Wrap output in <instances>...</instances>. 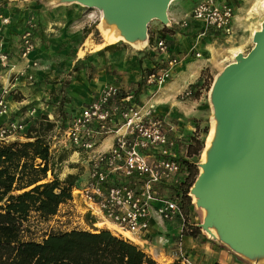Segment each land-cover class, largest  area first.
<instances>
[{"label":"rangeland","instance_id":"1","mask_svg":"<svg viewBox=\"0 0 264 264\" xmlns=\"http://www.w3.org/2000/svg\"><path fill=\"white\" fill-rule=\"evenodd\" d=\"M230 1L235 9L231 33L229 35L219 31L214 35L206 33L214 41L210 46L214 52L208 58V66L192 85H189L177 96V100L183 106L190 104L189 106L193 110L192 115H184L190 119L187 125H182L184 130L180 131L181 137L177 144V153L180 158H185L187 146L193 143L194 138L201 140L203 146L199 156L187 157L196 163L198 171H200L199 163L204 158L203 154L208 145L209 134L216 120L210 92L213 81L228 62L234 60L230 53L232 47L241 46L244 55L249 52L253 46L252 31L259 30L260 24L264 20V9L258 14L250 12L258 0ZM195 2L196 0H172V7L177 6L179 9L177 19L169 20L168 15L165 23L156 18L151 19L146 26V43L142 47L136 48L126 42L119 41L115 44L120 46V53L114 54L113 57H102L101 53H93L94 51L88 53L89 50L96 49L104 42L98 27L100 11L97 8L85 5L79 0H0V12L10 14L11 22H13L6 26L8 27L7 32L4 31L1 35L3 46L5 44L6 50H9V62L6 66L0 65V94L4 89L7 90L6 99L9 110L18 106L20 109L18 112H23L20 116L21 119L25 118L28 107L37 108L36 110H40V114L52 109L55 112L62 111L69 116L75 107L71 103L72 94L73 92L76 93L73 91V87L80 81L86 83V93H89V90H93L97 85L104 88L107 85L115 84L120 90L135 92L140 102H142L141 99H149L157 93L158 88H148L144 82L138 87L137 84L143 79H141L140 74L136 80L131 77L133 73L131 65L134 63L132 55L136 54L137 56L139 51L147 49L156 32L159 28L165 27V24H171L175 30L195 24L190 23L194 21L190 17V12ZM168 12H171L169 6L167 14ZM179 16L183 17L180 19ZM199 26L203 27L201 23ZM26 28L31 30L35 58L31 56L24 58L19 52L14 53L9 49L12 44L17 43L18 39L20 41L21 33ZM190 55L194 58H201L200 55L196 56L195 50L191 51ZM32 60H35L36 64H32ZM15 64L18 66L14 67ZM19 65L23 67L20 68ZM216 66L217 72L214 69ZM26 74H32V78L27 77ZM153 90L156 92L152 94ZM187 90L191 91L188 95L185 93ZM92 92H96V90ZM31 95L34 97L31 99L32 102L26 100L31 103L13 102L26 99ZM81 97L85 98L86 96L81 94ZM40 102L42 104H39ZM153 103L156 110V105L160 103L157 101ZM184 179L185 174L183 173L172 183L164 185L160 191L180 199L182 196L180 185ZM190 192L191 188L188 193L190 203L186 206L183 204V208L181 207L183 220L176 219L173 222L152 220L151 227L142 240L116 228L109 222L95 226L107 228L116 234L129 238L150 253L158 262L171 264L173 260L180 257L179 246L182 248L181 252L186 255L185 249L180 243L181 234L189 233L192 230L198 232L197 237L201 239L203 237L216 238L213 235H208L203 228L202 223L207 215V210L193 202ZM62 210L63 206L59 208L56 216L51 217L47 223H35L37 225L33 227V230L36 238H39L45 230L49 229H90L89 226L81 224L80 215L74 208L65 214ZM219 239L221 240V237ZM250 257L259 260V262H264V249L250 254Z\"/></svg>","mask_w":264,"mask_h":264},{"label":"built area","instance_id":"2","mask_svg":"<svg viewBox=\"0 0 264 264\" xmlns=\"http://www.w3.org/2000/svg\"><path fill=\"white\" fill-rule=\"evenodd\" d=\"M190 17L200 22L204 29L229 35L234 7L226 1L197 0ZM10 23V14L0 12L2 66L8 64L9 58L1 34L3 27ZM19 48L24 58L34 49L29 28L21 33ZM147 48L163 58L160 65L146 75L145 81L148 85L160 87L170 79L180 57L170 52L166 38L161 35L153 38ZM199 55L196 52V56ZM28 77L32 78V75ZM120 93L115 84L105 86L68 122L59 123L48 139L52 151L72 148L89 154L87 177L71 186L70 198L59 206H63L62 212L65 214L74 208L85 226L84 215L88 214L95 220L94 226L109 222L142 240L152 220H183L177 199L160 191L183 174V166L171 151L174 141L168 135L170 127L153 114V103L137 104L132 101V94L119 96ZM185 93L188 95L191 91ZM6 94L5 89L0 94V117L10 111ZM27 113L33 117L35 109ZM26 131L27 122L24 120H0V144L25 135ZM112 132L115 134L113 144L106 150H97L98 138ZM178 249L182 261L191 264L181 252V246Z\"/></svg>","mask_w":264,"mask_h":264},{"label":"trees","instance_id":"3","mask_svg":"<svg viewBox=\"0 0 264 264\" xmlns=\"http://www.w3.org/2000/svg\"><path fill=\"white\" fill-rule=\"evenodd\" d=\"M116 49L115 43L102 48ZM42 121L27 129L26 136L33 140L0 144V264H162L129 238L94 226L95 220L88 214L84 220L90 229H49L35 237L33 227L56 215L58 205L70 198L74 180L67 176L68 186L62 187L56 178L45 180L50 170L46 136L53 124ZM202 146L194 138L186 156H199ZM187 157L178 158L185 174L182 196L177 198L180 208L190 203L188 193L199 174L196 163ZM36 158L42 164L36 165ZM183 235L195 237L198 232ZM171 264L187 263L179 257Z\"/></svg>","mask_w":264,"mask_h":264},{"label":"water","instance_id":"4","mask_svg":"<svg viewBox=\"0 0 264 264\" xmlns=\"http://www.w3.org/2000/svg\"><path fill=\"white\" fill-rule=\"evenodd\" d=\"M111 1L131 10L133 21H143L146 35L151 19L166 22L171 0ZM252 41L249 52L237 54L217 76L211 98L215 115L224 118V136L191 187L200 206L213 207L203 228L221 216L229 228L221 240L245 256L264 249V242L252 249L253 237L264 232V25Z\"/></svg>","mask_w":264,"mask_h":264},{"label":"crops","instance_id":"5","mask_svg":"<svg viewBox=\"0 0 264 264\" xmlns=\"http://www.w3.org/2000/svg\"><path fill=\"white\" fill-rule=\"evenodd\" d=\"M219 1H226L231 3L230 0H219ZM169 7L171 10V12L170 13L168 12L167 14L169 20L174 18L177 19L179 14L178 7L175 6L173 8L172 1L170 2ZM234 13H235V9H234ZM183 16H179L180 19ZM12 23L13 22H11L10 24ZM190 23H195L197 25L193 24L191 26L189 25L185 28H181L180 30H175L173 27H171V24H165V27L163 26L162 29L159 28L158 32H156V34L153 37L155 38L156 36H160V35L165 37L168 42L170 52L180 57V62L176 64L172 69L170 79L160 87L154 85H148L145 81V77L151 70L157 68L160 65L159 63L163 57L161 55L152 52L148 48L145 49L144 51H139L137 56L136 54L132 55L134 63L131 65L133 72L131 77H133V79L136 80L137 76L140 74L141 79H143V81L140 80V82L137 84L138 87L141 86L142 82H144V84L148 88L149 87H151L152 89L158 88L157 93L152 95V97H150L149 99L147 98L145 100L141 99L142 102H140V99L137 98L135 92L120 90L121 93L119 95V96H124L130 93L133 96L132 101L137 104L153 103L155 101H157V103H160L156 105V110H155V104L153 103L154 105L153 114L155 116L162 118L167 123L168 127H170V130L168 131V135L174 141V145L171 151L178 158L179 156L177 153V144L181 137L180 131L184 130L182 125H187L190 119V117L186 118L184 115L185 114L192 115L193 110L189 106L190 104L187 106H183L182 103H180V101L177 100V96L181 91H184L189 85H192L200 77L202 71L208 66L207 63L208 58L209 56H211V54L213 55L214 52V49L210 47L214 42L213 38L210 35L219 33L213 29L206 31V29H204L202 26L201 27L199 26L200 22L196 20ZM7 29L8 27L5 26L2 31V34L4 31L6 33ZM206 33H209L210 35ZM14 44H12V46H10L9 49L14 53L16 52L20 53L19 39L17 43ZM5 47L6 45L4 44L3 48L8 53L9 50H6ZM236 47H241V46L232 47L230 49V53L231 50ZM94 49L89 50L88 53L90 51H94L93 53H101L102 57H109V56L113 57L114 54L120 53L121 51L120 46H117L116 50L104 51L101 49L95 51L96 49L95 50ZM193 50L198 52L201 58L192 57V55H190V52ZM29 56L31 57L35 56L33 50L30 52ZM31 62H35V60L34 61L32 60ZM16 66L18 65L15 64L14 67ZM19 67L21 68L23 66L19 65ZM214 69H216L217 72L218 69L217 66ZM29 71L31 73V70ZM28 75L30 74H26L27 77ZM101 87H102L101 85H97L93 88V90L94 91L96 90V92H92L93 90H89V93H86L87 90L86 83L80 81L78 82V84H75V86L73 87V91H75L76 93L74 94L73 92L72 94L73 98L71 101L72 105L75 107L72 109V112L70 113L69 116L62 113V111L55 112L52 109H50V111L48 112H45L44 114H40V110L37 111L36 110L37 108L28 107L25 112L26 114L25 118L21 119L20 116L21 114H23V112L22 111L18 112L20 110L19 107L14 106L13 110L9 111V114L0 117L1 121L24 120L27 122V129L30 126L38 124L42 120H43L42 122L50 121L53 124L52 128L50 129V131L46 136L48 149H49V156H50L48 163V165H50V170L47 171V178L45 180L49 179L51 181L56 178L59 181L60 184L59 186L62 187V186H68L66 178L69 175L74 176L72 185L76 183H80L81 181L86 179L88 174V155H89L88 152L78 151L72 148L71 149L59 148L55 151H52V149L50 148V143L48 138L59 123L62 124L68 122L74 114L79 112L82 106L89 103L101 91V89H103ZM154 92L156 91L153 90L152 94ZM81 94L85 95L86 97L82 98ZM33 98L34 97L31 95V97L28 96L26 99H22L20 101H13V102L31 103L32 102L31 99ZM26 100H29L31 102H27ZM39 104H42V102H40ZM31 109H35V113L33 117H29L27 113ZM160 113H162L163 115ZM172 117L174 118L172 119ZM26 132L25 135L15 136L9 141L17 140L24 142V141L33 140L34 139L33 137L31 138L26 136ZM114 139H115V134L113 132L100 136L96 141L98 142L96 149L99 151L108 149L113 144ZM34 163L36 165L42 164L40 158H36ZM61 204L62 203L58 205V209ZM49 221L50 219L47 222ZM208 239L210 240L203 241V239L197 236L194 237L192 235H182V234L180 235V243L183 245L186 256L188 257L191 264L193 263L194 264H264V262L262 261L259 262V260L252 259L250 256H245L243 254L235 252L230 248V246H228L225 242L220 240L219 237L216 238L212 237Z\"/></svg>","mask_w":264,"mask_h":264},{"label":"bare ground","instance_id":"6","mask_svg":"<svg viewBox=\"0 0 264 264\" xmlns=\"http://www.w3.org/2000/svg\"><path fill=\"white\" fill-rule=\"evenodd\" d=\"M172 1V0H171ZM170 1V2H171ZM90 7H95L100 11V23L98 25L99 30L101 31L103 37V44L96 47L95 51L101 50L104 46L112 43H117L119 41L126 42L133 47L140 48L146 43L145 35L143 34V21H133L132 19V11L124 8L123 6L119 5L116 2H112L111 0H97L95 3L85 4ZM264 9V0H258L256 4L252 7L250 12H254L255 14L260 13ZM251 13V14H252ZM253 13V14H254ZM252 14V15H253ZM132 21L134 23H132ZM264 25V20L260 24L259 30L252 31L254 34L257 31L262 29ZM138 31V33H137ZM137 36V37H135ZM253 45L255 44L252 41ZM242 53V47H236L231 50L232 57L237 54ZM244 55V54H243ZM217 77H215L212 87H211V95L214 91V85L217 81ZM224 126L225 121L224 118L217 114L216 120L214 122L213 128L211 133L208 137V145L204 152V158L199 163L200 171L199 173L203 172L202 165L205 164L208 160L209 154L214 150V144L221 142L224 136ZM195 188V184L192 186ZM193 198V202L197 205H200L199 196L190 192ZM207 210V215L209 216L213 212V207L208 206L204 207ZM205 231L208 235L214 237H220V235H227L229 233V228L226 225L224 219L219 216L218 218L214 219L213 222L205 228ZM127 233V232H126ZM252 249H259L263 246L264 242V232H259L256 234L252 239Z\"/></svg>","mask_w":264,"mask_h":264}]
</instances>
